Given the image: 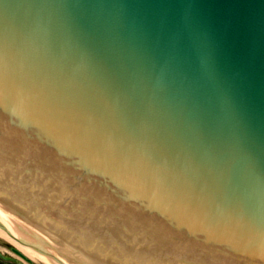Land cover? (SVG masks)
Returning <instances> with one entry per match:
<instances>
[{
    "label": "water",
    "instance_id": "1",
    "mask_svg": "<svg viewBox=\"0 0 264 264\" xmlns=\"http://www.w3.org/2000/svg\"><path fill=\"white\" fill-rule=\"evenodd\" d=\"M0 203L54 264H264V0H0Z\"/></svg>",
    "mask_w": 264,
    "mask_h": 264
},
{
    "label": "bare ground",
    "instance_id": "2",
    "mask_svg": "<svg viewBox=\"0 0 264 264\" xmlns=\"http://www.w3.org/2000/svg\"><path fill=\"white\" fill-rule=\"evenodd\" d=\"M0 239L4 241L10 239L12 248H16L33 261H37L40 264H54L49 262L48 255L29 248V242H20V236H11L9 228H0ZM17 243H21V245L23 244V246H20Z\"/></svg>",
    "mask_w": 264,
    "mask_h": 264
},
{
    "label": "rangeland",
    "instance_id": "3",
    "mask_svg": "<svg viewBox=\"0 0 264 264\" xmlns=\"http://www.w3.org/2000/svg\"><path fill=\"white\" fill-rule=\"evenodd\" d=\"M8 240V239H7ZM4 241V240H1L0 239V251H7V252H11L10 251V245L8 244V243H11L10 241V239L8 240V241ZM18 245H20V246H23V244L21 245V243H17ZM11 254H13V253H11ZM38 264V263H37Z\"/></svg>",
    "mask_w": 264,
    "mask_h": 264
},
{
    "label": "flooded vegetation",
    "instance_id": "4",
    "mask_svg": "<svg viewBox=\"0 0 264 264\" xmlns=\"http://www.w3.org/2000/svg\"><path fill=\"white\" fill-rule=\"evenodd\" d=\"M2 262H1V260H0V264H1ZM13 264H19V263H16V262H12Z\"/></svg>",
    "mask_w": 264,
    "mask_h": 264
}]
</instances>
